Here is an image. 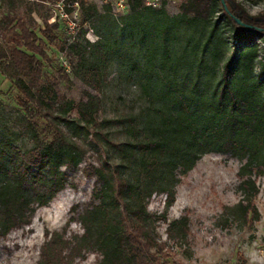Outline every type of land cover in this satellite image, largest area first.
I'll list each match as a JSON object with an SVG mask.
<instances>
[{
	"label": "trees",
	"instance_id": "1",
	"mask_svg": "<svg viewBox=\"0 0 264 264\" xmlns=\"http://www.w3.org/2000/svg\"><path fill=\"white\" fill-rule=\"evenodd\" d=\"M129 7L149 9L142 0H130ZM97 9V4H82L83 25ZM179 10L160 22L157 68L150 57L142 69L131 67L139 77L131 110L103 120L97 95L76 101L59 92V81L44 72L37 57L48 60L43 42L18 24L7 56L12 68L0 64L1 74L21 95L23 112L11 127L0 120V239L28 226L39 209L67 189L70 172L80 169L87 152L80 139L85 128L107 143L110 159L98 158L82 169L85 177L96 178L93 202L72 210L70 222H78L82 233L47 234L39 264H71L88 254H98V264H153L166 246L154 223L166 217L150 213L147 203L165 195L167 208L172 207L181 178L208 154L240 164L235 189L240 200L225 209V222L250 228L260 220L254 199L264 176V14H249L237 0H185ZM150 22L140 30L141 43L148 39ZM59 27L65 31L59 23H46L49 43ZM229 45L233 49L225 57ZM90 47L96 45L59 51L71 64L77 60L85 83L101 91L105 66L90 61ZM189 228L187 216L173 220L168 240L187 242Z\"/></svg>",
	"mask_w": 264,
	"mask_h": 264
},
{
	"label": "rangeland",
	"instance_id": "2",
	"mask_svg": "<svg viewBox=\"0 0 264 264\" xmlns=\"http://www.w3.org/2000/svg\"><path fill=\"white\" fill-rule=\"evenodd\" d=\"M56 1L0 0L1 67L12 68L7 58L14 45L12 39L19 32L18 24H25L43 42L48 60L37 57L43 62L44 72L59 81L61 94L76 101L85 99L88 93L97 95L101 102V120L129 112L138 96L136 81L139 78L131 67L142 69L150 57L153 59L152 67L157 68L161 53L160 47L156 46L160 22L178 16L180 5L185 0H172L156 9L143 7L135 12L129 7L121 13L98 3L97 15L87 20L76 37L69 36L59 27L52 32L55 39L49 43L44 37V30L46 23L51 22V6ZM237 1L242 2L246 11L253 16L264 14V0ZM146 21H151L146 28L148 39L141 43L140 30ZM224 37H229V33ZM87 43L96 45L87 50L90 61L105 66L106 79L101 91H94L85 83L84 70L77 67V60L71 64L69 58L59 51L62 47L67 49L73 44L86 46ZM169 44L177 49L175 44ZM232 47L229 45L231 51L224 52L225 57H230ZM20 96L12 81L0 72V120L9 127L23 113L18 105ZM93 133L91 128H85L80 133L81 143L87 152L80 169L70 172L67 189L47 207L39 209L28 226L0 239V264H39L47 234L62 233L67 229L65 236L70 238L82 233L78 222H70L75 215L72 210L74 207L83 210L93 202L96 183V178L85 177L82 169L89 164H97L98 158L110 159L107 143L102 139L96 140ZM107 134L110 138V129ZM22 143L28 146L26 140ZM239 165L238 161L227 156L205 155L191 172L181 178L172 207L167 208L165 195H154L148 201L150 213L166 217L165 221L157 220L154 223L160 242L166 246L156 254L153 264H264V176L259 179L260 192L254 199L260 220L250 228L225 222V209L240 200L235 191ZM183 216L190 220L187 242L169 241V223ZM99 261L98 254H88L71 264H98Z\"/></svg>",
	"mask_w": 264,
	"mask_h": 264
},
{
	"label": "built area",
	"instance_id": "3",
	"mask_svg": "<svg viewBox=\"0 0 264 264\" xmlns=\"http://www.w3.org/2000/svg\"><path fill=\"white\" fill-rule=\"evenodd\" d=\"M130 0H57L51 7L50 24H61L69 36L76 37L84 25L81 22L82 4H102L111 7L115 12L121 13L129 8ZM148 8H159L172 0H142Z\"/></svg>",
	"mask_w": 264,
	"mask_h": 264
}]
</instances>
